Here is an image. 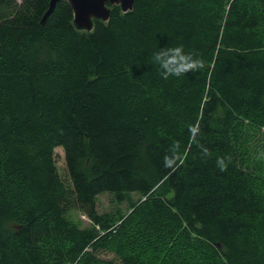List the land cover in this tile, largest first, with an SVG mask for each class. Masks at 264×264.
<instances>
[{
    "label": "trees",
    "instance_id": "1",
    "mask_svg": "<svg viewBox=\"0 0 264 264\" xmlns=\"http://www.w3.org/2000/svg\"><path fill=\"white\" fill-rule=\"evenodd\" d=\"M50 1L0 0V264H264V0ZM176 45L205 67L162 79Z\"/></svg>",
    "mask_w": 264,
    "mask_h": 264
},
{
    "label": "clouds",
    "instance_id": "2",
    "mask_svg": "<svg viewBox=\"0 0 264 264\" xmlns=\"http://www.w3.org/2000/svg\"><path fill=\"white\" fill-rule=\"evenodd\" d=\"M153 63L158 66L159 74L162 79L170 77H182L189 72H196L205 67V61L193 52H186L183 45L161 47L153 56ZM193 129L190 128V131ZM198 131V128L196 129ZM201 147L204 156L210 155L207 148ZM171 155L165 157V166L175 170L179 166L177 156L180 155L176 146L170 148ZM230 160V157L228 158ZM217 166L221 171L226 170L227 164L224 158H217Z\"/></svg>",
    "mask_w": 264,
    "mask_h": 264
},
{
    "label": "water",
    "instance_id": "3",
    "mask_svg": "<svg viewBox=\"0 0 264 264\" xmlns=\"http://www.w3.org/2000/svg\"><path fill=\"white\" fill-rule=\"evenodd\" d=\"M62 0H51L42 22L53 12L57 3ZM68 2L74 14L77 29L92 31L95 20L107 21L111 15V6H120L124 12L134 8L135 0H63Z\"/></svg>",
    "mask_w": 264,
    "mask_h": 264
},
{
    "label": "rangeland",
    "instance_id": "4",
    "mask_svg": "<svg viewBox=\"0 0 264 264\" xmlns=\"http://www.w3.org/2000/svg\"><path fill=\"white\" fill-rule=\"evenodd\" d=\"M259 147L257 152H263L264 153V135H260L259 136ZM56 151V155H57V161L59 166L62 168L65 167V156H64V150L62 147H58L55 149ZM256 153V152H255ZM134 199L136 200L138 198L137 194L133 195ZM120 208H117V204L115 203L114 199L112 198V195L109 193H104L101 194L99 196V202H98V209L100 212L103 211H112L115 209H120L122 212H127V210L129 209L128 204L122 203L121 205H119ZM81 220L83 221L84 225L86 226H93V221L86 215L82 214L80 216ZM101 256L104 259H113L114 258V254L110 253V252H103L101 254Z\"/></svg>",
    "mask_w": 264,
    "mask_h": 264
}]
</instances>
